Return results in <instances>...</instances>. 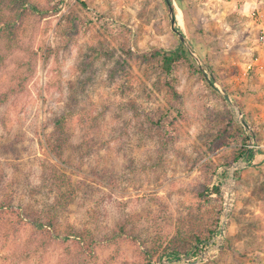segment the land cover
<instances>
[{
    "label": "rangeland",
    "instance_id": "1",
    "mask_svg": "<svg viewBox=\"0 0 264 264\" xmlns=\"http://www.w3.org/2000/svg\"><path fill=\"white\" fill-rule=\"evenodd\" d=\"M33 1L49 12L15 43L0 35V264H184L215 231L203 246L219 250L202 264H264V163L237 158L251 143L239 112L264 144L254 6L170 0L202 67L184 45L167 77L144 57L181 46L165 0ZM62 116L57 159L48 145ZM50 167L76 186L68 205ZM48 217L56 228L38 229ZM171 249L181 256L167 261Z\"/></svg>",
    "mask_w": 264,
    "mask_h": 264
},
{
    "label": "trees",
    "instance_id": "2",
    "mask_svg": "<svg viewBox=\"0 0 264 264\" xmlns=\"http://www.w3.org/2000/svg\"><path fill=\"white\" fill-rule=\"evenodd\" d=\"M176 2L179 5L182 4V0H177ZM0 3H7L9 6L7 7L9 9V14L7 15H4L5 13L3 14L0 8V35L6 38L8 43H15L19 40V31L30 16L41 15L42 17L49 12V10L47 9L40 8L39 4L35 3L33 0H0ZM57 8L58 7H55L54 9L56 10ZM186 56H188V51L184 47L183 43H181V46L179 48L171 51H164L160 48L155 47L149 54L144 57H148L149 59L161 58V70L167 75V77H171L173 76L175 65ZM210 85L211 87H213V82L210 83ZM168 87H170L171 90L174 91L172 84L169 82ZM243 130L246 133L247 141H251V134L247 132L246 129L243 128ZM68 133L67 118L65 116H62L55 122V129L48 145L52 154H54L57 159H60L61 154L64 150V146H66V144L69 142ZM253 155V150H250L246 147L245 149H242L240 151L237 158L251 160L253 158ZM53 169L56 168L50 167L52 178L55 180V182H60V186L66 188L65 192L61 194V197L63 198L62 202L68 205L73 200V197L76 194V186L72 184L71 178L66 174L60 173L58 170L54 171ZM215 192L220 193L219 187L215 188ZM61 206L63 207L64 205L61 204ZM8 208L9 206H6L4 202L1 203L0 220L2 219V217L5 218L9 210ZM47 220H49L47 224H36L37 228H46V226L56 228V219L54 217H48ZM215 234L216 231L212 233L207 241H201V239L197 237L195 239L196 242L190 244V248L186 253L191 254L195 249V253H197L200 250L199 247L203 244H207V242L211 240L215 236ZM179 251V249L169 250L168 253H166L167 260L170 261L179 258L181 256V253Z\"/></svg>",
    "mask_w": 264,
    "mask_h": 264
},
{
    "label": "built area",
    "instance_id": "3",
    "mask_svg": "<svg viewBox=\"0 0 264 264\" xmlns=\"http://www.w3.org/2000/svg\"><path fill=\"white\" fill-rule=\"evenodd\" d=\"M235 1L242 4V5H246V3H247L246 0H235ZM252 17H254V19L256 18V21H258V20L261 21L262 12H261V9L258 6V4H256V6L254 7V9L252 11ZM260 34H261V36L259 38V42H260V44L263 45L264 44V28H261ZM254 64H255V66H259V69H261V71L263 72V75H264V62L262 63L260 61V58L258 57ZM247 148L250 150H253L254 155H253V158L251 160H244L242 162V164L248 165V166H257L259 164V162L257 161V157L259 155H262L263 159H264V144H259L256 141L255 142L251 141V143L247 146ZM217 242L218 241L216 240L215 243H217ZM212 245L213 244H210L211 247H212ZM199 248H200V250L197 253H195V251H193L188 257L187 256L186 257L181 256L179 261L184 263V264H190V262H193L191 264H202L203 262L208 261L209 254L217 253V251L219 250L216 245L212 251H209L207 253L205 252V249H207L205 246L201 245ZM167 263H170V262H167Z\"/></svg>",
    "mask_w": 264,
    "mask_h": 264
},
{
    "label": "water",
    "instance_id": "4",
    "mask_svg": "<svg viewBox=\"0 0 264 264\" xmlns=\"http://www.w3.org/2000/svg\"><path fill=\"white\" fill-rule=\"evenodd\" d=\"M167 5H168V8H169V15H170V21H171V27H172V31L178 36V38L180 39V41L183 43V45H185V47L193 54L195 60L198 62L199 66L202 67V63L200 61V59L193 53V50L192 48L188 45V43L186 42V39L184 37V35L178 31V29L175 27L176 25V14H175V10H174V7H173V4L170 0H165ZM222 95H223V98L228 102V103H232V100L230 98V96L228 95V93H226L225 91H222ZM237 121L238 123L244 128L246 129L247 132H249L252 136V142H255L256 141V137H255V134H254V130L251 126L250 123H248L245 119V116L243 113L239 112L238 113V116H237ZM237 167H234L232 168V170H235ZM227 213L225 214V217L222 221V226H221V237L224 236V233H225V223H226V220H227Z\"/></svg>",
    "mask_w": 264,
    "mask_h": 264
},
{
    "label": "crops",
    "instance_id": "5",
    "mask_svg": "<svg viewBox=\"0 0 264 264\" xmlns=\"http://www.w3.org/2000/svg\"><path fill=\"white\" fill-rule=\"evenodd\" d=\"M217 1V0H216ZM230 1V2H229ZM227 2H229L228 4L231 5V6H235L236 7V10L238 12V14H244L243 12H245L247 9H248V5L251 3L254 7L256 6V4H258V6L260 7V9H262V11L264 12V0H246V5H242L240 3H236L235 0H229ZM218 3V2H217ZM262 16H263V13H262ZM258 28L261 29V28H264V21L261 20V24H258ZM261 48H264V44ZM260 48V49H261ZM261 53H263V50H261ZM257 161L259 163H261L260 165H263L262 163H264V159H263V156L262 155H259L257 157Z\"/></svg>",
    "mask_w": 264,
    "mask_h": 264
}]
</instances>
